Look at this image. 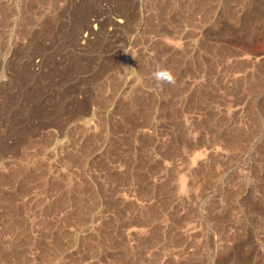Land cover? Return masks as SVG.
<instances>
[{
  "label": "rangeland",
  "instance_id": "374dc122",
  "mask_svg": "<svg viewBox=\"0 0 264 264\" xmlns=\"http://www.w3.org/2000/svg\"><path fill=\"white\" fill-rule=\"evenodd\" d=\"M0 264H264V0H0Z\"/></svg>",
  "mask_w": 264,
  "mask_h": 264
},
{
  "label": "clouds",
  "instance_id": "9594fccd",
  "mask_svg": "<svg viewBox=\"0 0 264 264\" xmlns=\"http://www.w3.org/2000/svg\"><path fill=\"white\" fill-rule=\"evenodd\" d=\"M153 78L161 83H174L173 75L166 70H157L153 73Z\"/></svg>",
  "mask_w": 264,
  "mask_h": 264
}]
</instances>
